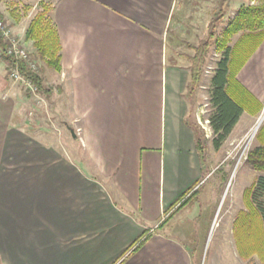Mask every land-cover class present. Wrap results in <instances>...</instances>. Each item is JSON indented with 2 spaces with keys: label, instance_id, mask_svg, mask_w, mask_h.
Here are the masks:
<instances>
[{
  "label": "crops",
  "instance_id": "obj_1",
  "mask_svg": "<svg viewBox=\"0 0 264 264\" xmlns=\"http://www.w3.org/2000/svg\"><path fill=\"white\" fill-rule=\"evenodd\" d=\"M45 1L59 36L61 71L39 73L49 102L60 97L71 133L27 128L23 86L0 62L1 264H201L184 228L190 208L183 204L215 172L188 124L204 129L199 110L205 106L195 109L196 94L188 93L189 0ZM222 1L230 22L241 6L262 0ZM20 21L11 27L23 38L27 26L21 33ZM236 79L262 111L264 40ZM261 111H244L222 148L242 140ZM204 132L212 144V129ZM254 173L256 181L262 173ZM254 182L242 191L239 212ZM233 234L231 252L248 264Z\"/></svg>",
  "mask_w": 264,
  "mask_h": 264
},
{
  "label": "trees",
  "instance_id": "obj_2",
  "mask_svg": "<svg viewBox=\"0 0 264 264\" xmlns=\"http://www.w3.org/2000/svg\"><path fill=\"white\" fill-rule=\"evenodd\" d=\"M39 6L40 10L33 16L27 26L25 41L33 43L36 49V57L42 62L40 65L44 64L39 66V69L47 67L60 72V41L50 17L52 6L45 0H39ZM11 17L14 19L11 24H14V21L19 22L21 19L18 14L12 13ZM0 18L5 20V14L0 12ZM238 35L237 42L232 46V41ZM263 40L264 0L257 5L246 4L241 6L237 11V15L221 34L217 30L211 31L208 40L195 47L194 55L189 57L191 66L188 93L192 95L196 93L201 84L210 49L216 47L222 54V57L215 64L207 88L210 110L208 119L213 135L212 145L216 151L222 148L244 111L258 114L262 109L260 102L238 82L236 76L250 54ZM0 46L2 48L6 47L1 35ZM12 63L15 62L12 61ZM19 67L26 77L32 79L38 85L41 92H48L43 84L42 72L41 74L31 73L27 71L23 64H20ZM188 124L194 130L198 152L204 154L208 149L204 135L205 130L196 124L192 125L189 122ZM256 141L258 144L249 152L247 163L252 170L262 173V175L257 178L251 187L245 190L246 211L239 212L235 221V227L238 228V230L235 229V232L240 230L243 233V228H245L244 238H241L240 235L238 238L236 233L235 235L239 253L247 259L252 257L249 249L264 246V124L257 134ZM192 196L184 202V206L190 203ZM253 222L254 227L251 229ZM261 256V264H264V249Z\"/></svg>",
  "mask_w": 264,
  "mask_h": 264
},
{
  "label": "rangeland",
  "instance_id": "obj_3",
  "mask_svg": "<svg viewBox=\"0 0 264 264\" xmlns=\"http://www.w3.org/2000/svg\"><path fill=\"white\" fill-rule=\"evenodd\" d=\"M0 3L2 4L0 7H4L3 5H5L6 9L11 13L18 14L21 18L22 16L27 18L26 20H21L18 24L19 26L16 27L21 33L24 32L27 26V20L32 19L40 10L39 0H0ZM185 3L191 4L189 6L191 9L190 16H187L185 19L191 25V27L187 26L192 28L189 34H185V41L188 44L186 45V50L189 49V45L194 49L206 42L211 31L217 30L221 34L227 27V23L230 20V12L222 0H199L196 2L189 0L185 1ZM8 21H11V19L8 18ZM22 37L25 41V35ZM29 44L35 55L36 49L33 43L30 42ZM221 57L222 54L216 47L210 49L206 65L204 66L201 84L195 93L196 103L194 108L197 104L208 105L207 88L209 80L215 69L216 62ZM38 64L39 66L44 65H40L39 62ZM48 72L55 74L51 69ZM22 89L24 90L25 101L28 103L25 107V119L28 122L27 128L32 131L37 130L45 135L49 133L61 134L63 131L71 133L68 128L66 114L60 106V97L53 96V99H51L52 103H50L47 92L42 91L38 95H33L27 92L24 87ZM207 109H209V105ZM255 122L256 119L242 140L223 147L221 149L222 152L217 153L215 156H213L215 150L212 144H206L207 150L210 152L206 156L209 155L211 158L208 164H210L209 167L214 169L215 175L193 195L189 203L190 213H188L184 220L185 231L191 238L189 243L195 248L196 253L201 255V264H211L216 258L221 264H242L240 259H236L235 255H233L234 253L231 252L232 245L228 236L231 234V230L234 232L235 229L238 230L235 227V223L233 225L232 220L235 216L238 218L239 210L242 207V191L256 179V174L254 171L248 169L251 167L247 163L249 152L257 145V135L255 137L252 135ZM206 134L211 135L209 131ZM226 153L227 161L223 163L221 162L222 155ZM211 154L213 157L210 156ZM253 227L254 222L250 228L252 229ZM235 233L238 238L239 235L241 238H244L245 228H243V233L240 230ZM232 237L236 240L235 234ZM263 249V245L249 249L252 257L249 259L248 264H261ZM229 250L231 253H229Z\"/></svg>",
  "mask_w": 264,
  "mask_h": 264
},
{
  "label": "built area",
  "instance_id": "obj_4",
  "mask_svg": "<svg viewBox=\"0 0 264 264\" xmlns=\"http://www.w3.org/2000/svg\"><path fill=\"white\" fill-rule=\"evenodd\" d=\"M254 4V1L252 2ZM0 35L5 43V48L0 46V62H6L8 65V76L10 80L21 84L27 92L33 95L40 94L41 90L32 79L26 77L19 67L25 65L27 71L39 74V64L33 57V52L28 43L18 36L10 24L0 18ZM8 60H7V59ZM14 61L15 63H12ZM207 105L199 110V122L202 127L211 133L210 121L204 118L207 113ZM264 123V107L259 114L253 126L252 135L255 137Z\"/></svg>",
  "mask_w": 264,
  "mask_h": 264
}]
</instances>
